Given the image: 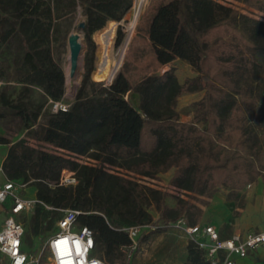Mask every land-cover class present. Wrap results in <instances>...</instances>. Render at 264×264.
I'll return each mask as SVG.
<instances>
[{"label": "trees", "instance_id": "1", "mask_svg": "<svg viewBox=\"0 0 264 264\" xmlns=\"http://www.w3.org/2000/svg\"><path fill=\"white\" fill-rule=\"evenodd\" d=\"M146 1H136L126 43ZM237 1L264 13V0ZM133 5L134 0H0V124L16 123L23 134L8 148L3 169L8 179L36 189L25 236L32 232L46 240L63 210H77V225L94 233L93 255L108 264L126 263L122 248L131 238L125 228L156 227L140 236L138 251L151 233L180 220L200 223L204 211L196 202L208 204L205 198L223 187L229 188L228 200H239L242 190L264 180V18L221 0H171L155 13L149 40L159 63L181 60L196 75L181 82L171 67L135 86L123 71L111 83L97 82L94 34L122 21ZM79 9L88 45L85 72L68 108L55 111L51 105L64 103L66 74L53 50L60 23ZM125 36L120 26L117 47ZM37 88L43 101L35 99ZM202 91L194 104L198 114L181 121L179 98ZM203 118L207 127L198 124ZM0 143L9 140L0 136ZM170 169V183L185 196L131 175L155 179ZM63 170L74 172L77 183L60 184ZM219 256L213 263L208 250L190 238L182 264H219L225 257L222 251Z\"/></svg>", "mask_w": 264, "mask_h": 264}, {"label": "rangeland", "instance_id": "2", "mask_svg": "<svg viewBox=\"0 0 264 264\" xmlns=\"http://www.w3.org/2000/svg\"><path fill=\"white\" fill-rule=\"evenodd\" d=\"M136 1L134 0V5L131 10L126 14L122 21H112L109 22L106 27L94 34V41L96 44V62L95 69L92 73V77L97 82H103L104 84L110 83L113 80L115 75L119 71H123L132 86H135L142 79L154 73H164L166 69L175 67L178 73L179 79L181 82H184L186 78L194 77L195 73L192 74V69L190 66L185 63L178 61L172 63V65H161L158 62L154 48L148 38L146 29L148 28L149 17L152 13L159 7L161 4L166 3L170 0H147L143 12L138 20L134 32L132 34L129 45L126 49L127 37L129 33V27L135 16ZM224 3H227L233 8H236L242 14L249 15L253 18H264V13L254 7H251L244 3L243 1L237 0H221ZM84 17L81 14V9H79L74 17L67 18L62 20L60 23L59 31V41L55 43L53 50L54 59L61 66L64 73L66 74V93L64 97V104H69L75 98L77 89L82 81L84 76V58L79 61V68L76 77L72 78L71 73V61H70V45H69V35L71 33H78L81 36V41L84 46V54L87 51L88 45L85 40L84 32L80 28ZM148 20V21H147ZM123 28V31L126 33L125 39L121 45L117 47L116 40L118 35L119 27ZM126 50V51H125ZM15 50L13 49L8 56L13 60L15 58ZM125 52V53H124ZM85 57V55H84ZM83 61V68H82ZM14 89L18 86L13 85ZM204 96V91L194 92V93H185L183 94L178 101L177 111L179 114V119L184 122L192 120L199 112L200 109L194 104L198 102ZM36 100H44L43 91L40 88L36 89L35 92ZM54 105H51L53 109ZM198 124L203 127H207L208 119L203 118ZM18 126L16 123L12 125L0 124V136H3L9 140V147L12 144L16 143L23 134H18ZM8 147V148H9ZM8 149L5 145L0 144V158L7 153ZM83 162L88 161L86 158L81 159ZM1 167V164H0ZM172 172L173 169H170L166 173L160 174L159 178H143L142 176H137L131 174L132 177L140 178L145 184L161 189L164 192L173 194V195H183L178 192L174 186L170 183L172 177H170L169 172ZM175 173V169H174ZM174 176V175H173ZM22 197L26 199L36 200L35 187L28 186L26 189L20 191ZM171 200L172 198H168ZM173 201V200H171ZM10 202L3 204L4 208L9 207ZM32 205L30 209L23 212L19 218L24 223L27 220L31 223L32 212L34 206ZM151 212L154 213V209L151 208ZM4 213H0V223L3 221ZM27 225H25L26 227ZM144 232V231H143ZM184 231L174 229L173 227L170 230H167L162 233H154L152 239L148 242L142 244V249L138 251L135 256L133 254L132 262L135 264H182L185 260V250L183 248L182 237ZM50 235H52L50 233ZM142 235V234H141ZM138 236V239L140 236ZM25 239V249L27 251H35L38 246L43 242L44 238L38 236L31 232L28 236L24 237ZM136 259V261H135Z\"/></svg>", "mask_w": 264, "mask_h": 264}, {"label": "built area", "instance_id": "3", "mask_svg": "<svg viewBox=\"0 0 264 264\" xmlns=\"http://www.w3.org/2000/svg\"><path fill=\"white\" fill-rule=\"evenodd\" d=\"M1 85L0 81V87ZM53 105L55 111L68 108V105L64 103ZM6 175L3 166L0 167V176ZM61 176L60 184L77 183V177L72 171L63 170ZM27 187V182H17L10 178H6V181L0 185V213H4L3 221L0 223V252L8 258V264H60L61 261L69 259L72 260V264H78L82 257L84 264H92V261H97L98 264H108L93 255L96 247L95 236L89 227L77 225V216L80 212L67 208L63 210L64 215L57 222V230L44 240L35 251H27L24 244L25 225L19 217L36 203V200L26 199L20 194V191ZM174 188L181 194L180 189L175 186ZM7 202H10L9 207L4 208L3 204ZM172 227L183 228L190 238L197 240L201 247L208 250L209 258L213 263L219 262L221 251L225 257L219 264H238L235 256L246 258L250 252L264 250V232L248 233L245 236L234 235L231 238L223 239L218 230L210 224L188 226L184 220H180ZM155 228L154 225H137L125 228L131 238L130 245L122 248L123 253L125 252L127 255L125 264H132L133 254L138 248V236ZM65 238L69 240L70 255H62L61 250L57 247L60 241ZM73 240L81 244L80 255L77 254L72 243Z\"/></svg>", "mask_w": 264, "mask_h": 264}, {"label": "crops", "instance_id": "4", "mask_svg": "<svg viewBox=\"0 0 264 264\" xmlns=\"http://www.w3.org/2000/svg\"><path fill=\"white\" fill-rule=\"evenodd\" d=\"M166 3L161 4V6H163ZM158 8L150 16V19L148 22V28L146 29L148 38H149V32H150V25H151L152 19L155 13L157 12ZM178 61H181V60H177L176 62ZM183 63L190 66L186 62H183ZM168 65H172V63ZM169 69L170 68L166 70H169ZM194 73L195 72L193 71L192 74ZM5 146L8 149L9 145L5 144ZM6 154L0 158L1 167L3 166L4 160H6L5 159ZM168 174H170V177H173L174 169L172 172L170 171ZM6 178H7L6 176H0V185H2L6 181ZM228 193H229V188L223 187L220 192L215 194L214 198H205L208 201V204L204 205V204H199L198 202H196L204 211L201 222L198 224L213 225L218 230L220 237L225 238V239L231 238L234 235L245 236L248 233L264 232V180L263 178L262 177L259 178L257 182L252 183L245 190H242L241 197H240L241 199L239 200H228L227 198ZM35 194H36V189H35ZM171 200L168 199L169 205L172 207H175L177 205V200L173 198ZM241 200L245 201L244 207H240L239 205V202ZM153 216H154V219L156 220L159 214L156 211H154ZM174 229L184 231L183 228L182 229L174 228ZM153 234L154 233L149 234V237H148L149 239H147L146 242L152 239ZM181 237L183 240V248L186 254V245L190 237L187 235L186 232ZM141 249H142V246L138 251H140ZM138 251H135V256L138 253ZM234 258L238 264H264V250L259 249L257 251L250 252L246 258L236 257V256ZM0 264H8V258L4 256L1 252H0ZM135 264H137V261L135 262Z\"/></svg>", "mask_w": 264, "mask_h": 264}, {"label": "water", "instance_id": "5", "mask_svg": "<svg viewBox=\"0 0 264 264\" xmlns=\"http://www.w3.org/2000/svg\"><path fill=\"white\" fill-rule=\"evenodd\" d=\"M85 24L82 22L80 28H84ZM69 45H70V61H71V77L74 78L77 75L79 68L80 59L84 58V46L81 41V36L78 33H71L69 35ZM84 61V60H83Z\"/></svg>", "mask_w": 264, "mask_h": 264}, {"label": "clouds", "instance_id": "6", "mask_svg": "<svg viewBox=\"0 0 264 264\" xmlns=\"http://www.w3.org/2000/svg\"><path fill=\"white\" fill-rule=\"evenodd\" d=\"M62 241H66V242H67L66 247L68 248V244H69V240H68V238L62 239L60 242H62ZM72 243H73V245H74L75 248H76V245H77V243H79V242L76 241V240H73ZM90 243H91V242L89 241V244H90ZM80 248H81V244L79 243V250H80ZM76 250H77V249H76ZM78 255H80V251H79V254H78ZM60 264H72V260L69 259L68 261H61ZM78 264H84L83 257H82L81 260L78 262ZM92 264H98V262H97V261H92Z\"/></svg>", "mask_w": 264, "mask_h": 264}, {"label": "snow or ice", "instance_id": "7", "mask_svg": "<svg viewBox=\"0 0 264 264\" xmlns=\"http://www.w3.org/2000/svg\"><path fill=\"white\" fill-rule=\"evenodd\" d=\"M66 245H67V242L62 241L57 246L61 250L62 255H70L71 254L70 250L66 247ZM76 249H77V254H79V243H77Z\"/></svg>", "mask_w": 264, "mask_h": 264}, {"label": "bare ground", "instance_id": "8", "mask_svg": "<svg viewBox=\"0 0 264 264\" xmlns=\"http://www.w3.org/2000/svg\"><path fill=\"white\" fill-rule=\"evenodd\" d=\"M142 12H143V10H142L141 13L139 14L138 20H140L139 18H140V16H141ZM138 20H137V22H138ZM137 22H136V25H137ZM135 27H136V26H135ZM131 37H132V36H131ZM131 37H130L128 43H127L126 49H127L128 45H129V42H130V40H131ZM125 51H126V50H125ZM124 53H125V52H124Z\"/></svg>", "mask_w": 264, "mask_h": 264}]
</instances>
